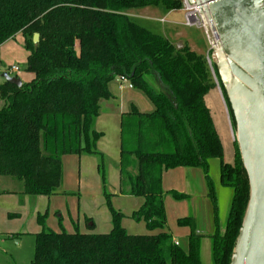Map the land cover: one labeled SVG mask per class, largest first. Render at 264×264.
I'll list each match as a JSON object with an SVG mask.
<instances>
[{"label":"trees","instance_id":"trees-1","mask_svg":"<svg viewBox=\"0 0 264 264\" xmlns=\"http://www.w3.org/2000/svg\"><path fill=\"white\" fill-rule=\"evenodd\" d=\"M159 6L177 11L182 1L0 0V46L21 34L28 52L26 71L34 77L20 88L6 82L0 86V177L21 182V195H58L62 157L69 155L96 156L104 181L105 160L96 150L100 133L94 122L100 102L112 97L108 85L115 77L125 78L154 105L151 113L132 106L121 115L118 166L120 193L143 199L132 218L157 233L127 234L123 215L110 207L112 228L107 234L77 229L36 234L31 264H201L203 236L191 217L177 221L190 231L186 250L165 231L162 174L180 167L200 169L214 204L211 159L219 161L220 183L232 193L223 231L216 226L210 236L211 259L212 264L230 262L248 201L247 177L236 144L233 165L223 162L222 145L203 100L214 86L204 56L187 44L176 48L128 16L132 10ZM34 34L39 35L36 45ZM153 73L172 101L149 83Z\"/></svg>","mask_w":264,"mask_h":264},{"label":"rangeland","instance_id":"rangeland-1","mask_svg":"<svg viewBox=\"0 0 264 264\" xmlns=\"http://www.w3.org/2000/svg\"><path fill=\"white\" fill-rule=\"evenodd\" d=\"M181 1V10H185L184 0ZM140 10L142 9L132 10L128 16L151 32L161 33L176 48H181L186 41L195 43L196 47H193L195 52H193L204 56L211 80L214 83L213 87L220 89L209 61L211 49L201 23L194 21V26H186L183 12L176 11L169 15L161 6L148 8L147 10H151L153 16L147 18L148 20L143 17L141 19L138 18L141 17ZM176 33L181 34V36ZM27 55L28 52L24 48V38L21 34H17L14 40L1 50L3 67H6V72L12 73L8 72L11 70L9 67H16L18 71L13 76L17 75L18 78L25 81L29 74L26 71ZM150 81L149 83L157 89L151 78ZM122 86L126 87L127 84L121 81ZM129 98L131 100H128ZM128 101H131L139 112L151 113L154 111L153 103L138 90L126 93L125 103H127V107ZM232 132L233 141L230 153L234 159L236 143L233 128ZM104 137L100 134L99 140L102 141ZM102 143V149H99L96 144V150L105 160L104 181L97 168L98 158L96 156L80 155L79 158L70 159L72 155H69L62 162V186L58 195L51 197L19 196L10 192L19 191L22 188L21 182L5 178L7 183H0V193L2 191L7 192L0 195V264H31L37 231L52 230L59 232L62 229L66 233H73L77 229L82 234H95L99 231L109 230L111 228L110 207L123 215L121 225L127 234L139 236L156 234V232H149L143 221L137 222L132 218V214L141 205V199L124 197L118 192L119 130L113 133V138L109 133L105 142L102 141ZM208 175L211 179L219 178L218 160L210 162ZM178 193L180 192L178 191ZM105 194L109 195V205ZM163 196L166 228L170 229L173 238L178 240L180 247L186 250V231L177 226V219L192 215L190 203L185 199H174L171 191H167L164 187ZM84 218L90 220L88 224H92V227L85 225ZM1 234L6 235L4 237ZM8 235H15L16 239H11ZM201 256L203 264H212L210 250L205 248Z\"/></svg>","mask_w":264,"mask_h":264},{"label":"water","instance_id":"water-1","mask_svg":"<svg viewBox=\"0 0 264 264\" xmlns=\"http://www.w3.org/2000/svg\"><path fill=\"white\" fill-rule=\"evenodd\" d=\"M196 7L234 121L248 201L229 264H264V0H186ZM39 42L34 34L32 44ZM157 90L172 95L152 74ZM17 88L19 78L2 73ZM114 80L119 81L118 77Z\"/></svg>","mask_w":264,"mask_h":264},{"label":"crops","instance_id":"crops-1","mask_svg":"<svg viewBox=\"0 0 264 264\" xmlns=\"http://www.w3.org/2000/svg\"><path fill=\"white\" fill-rule=\"evenodd\" d=\"M148 8L140 10L139 13L141 17L138 18H150L153 16V13H151V10H147ZM178 12H183L184 10H177ZM176 11L168 12L173 13ZM131 13V11L128 12ZM167 14V15H168ZM185 14V13H184ZM137 18V17H136ZM164 31V30H163ZM174 31V30H173ZM166 32V30H165ZM177 34V33H176ZM159 35H162L159 33ZM178 36H181V34H177ZM163 36V35H162ZM164 38L168 39L167 37L163 36ZM14 40L10 39L3 43L0 46V86L4 84V80L1 78L2 73L6 72V67H3V61L1 57V50L3 47L8 45L10 41ZM185 44L195 52V43L192 41H186ZM194 47V48H193ZM203 56L202 54H198ZM28 56V55H27ZM27 59V57H26ZM12 68V67H9ZM8 72H11L10 70ZM15 72L8 73L10 76H13ZM14 77H17L15 75ZM33 75L31 73L28 74L26 80H22L19 78L22 82V84L29 83L33 80ZM121 84L119 81L112 80L110 84L108 85L109 92L111 93V98L108 100H104L100 102V113L98 118L94 122V130L100 134L103 135L104 139L102 141L105 142L106 136L110 133L111 137L113 138V133L115 131L119 130L120 133V117L122 114L128 112L132 106L136 107L131 101H128L129 105L127 107V103H125V96L126 93H129V91H134L133 88H128L127 86L120 87ZM128 100H131L130 98ZM204 105L207 108L210 118L212 120L214 129L216 131V134L219 138V141L222 145L223 150V162L228 165H232L233 163V156H231L230 150L232 146V124L230 121V116L224 101V98L222 96L221 90L217 89L216 87H212L208 90V92L204 95ZM3 106V101L0 99V108ZM137 109V107H136ZM138 110V109H137ZM141 112V111H140ZM102 141L99 140L97 142V146L99 149H102ZM120 156V155H119ZM67 157H62L63 159ZM72 158L79 156H70ZM217 159H211L208 161V167H210V162ZM119 164V159H118ZM118 171V192L120 195H122L119 191V166L117 167ZM63 176V175H62ZM210 177V176H209ZM7 177H0V183H7L5 180ZM211 179V177H210ZM178 181H179V187H178ZM214 192H215V203L213 204L210 198L208 197V187L203 175V172L198 168H175L171 170H167L162 174V191L163 187L168 191L176 192L177 194H181L185 196V200H188L191 206V213L190 216H184L179 219L191 217L193 219L194 223V229L197 233L202 235V239L200 241V261L201 264H203L202 261V253L204 252L205 248L207 250H210L211 253V239L210 236L214 233L216 226H219L220 231H223V227L226 223L227 214L229 210L230 200H231V190L229 188L223 187L220 183V178L211 179ZM13 183V182H11ZM14 184V183H13ZM178 191L180 193H178ZM21 189L19 191H13L10 193L19 195V196H28V195H21L20 194ZM6 194V191H2L1 194ZM124 197H131L122 195ZM136 198V197H133ZM141 199V205L143 204V199ZM164 200V196H163ZM140 205V207H141ZM139 207V208H140ZM87 218H84L85 225H89L86 223ZM178 226V225H177ZM89 227H92V224L89 225ZM112 228V226H111ZM111 228L107 231H99L95 234H107L110 232ZM124 228V227H123ZM186 231V238L188 237L190 231L188 228L185 227H179ZM125 230V228H124ZM52 231V230H51ZM165 231L170 234L172 237V241L179 244L178 240L173 238V235L170 231V229L167 227ZM56 232V231H54ZM40 233V231L36 234ZM58 233V232H56ZM157 233V232H156ZM35 234V235H36ZM6 234H1V236L5 237ZM132 235V234H129ZM11 239H16L15 235H8ZM20 236V235H19ZM180 245V244H179Z\"/></svg>","mask_w":264,"mask_h":264},{"label":"built area","instance_id":"built-area-1","mask_svg":"<svg viewBox=\"0 0 264 264\" xmlns=\"http://www.w3.org/2000/svg\"><path fill=\"white\" fill-rule=\"evenodd\" d=\"M184 6H185V10H184V13H185V16H184V18H185V25L186 26H189V27L194 26L195 25L194 24V21H197L200 24L201 22H200L198 13L196 12L193 17L191 16V10H189L190 9V6L186 2V0H184ZM10 71L11 72H17L18 69L16 67H12ZM121 81L125 82L127 84V87L128 88H130V89L132 88V86L127 82V80L125 78H120L119 79L120 84H121ZM174 244L177 245L176 242H174Z\"/></svg>","mask_w":264,"mask_h":264},{"label":"bare ground","instance_id":"bare-ground-1","mask_svg":"<svg viewBox=\"0 0 264 264\" xmlns=\"http://www.w3.org/2000/svg\"><path fill=\"white\" fill-rule=\"evenodd\" d=\"M189 10H191V16H192V17L194 16V14H195L196 12L198 13L196 7H191V6H190V9H189Z\"/></svg>","mask_w":264,"mask_h":264}]
</instances>
